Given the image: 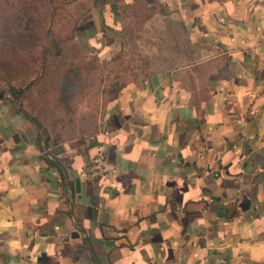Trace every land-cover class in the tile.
Here are the masks:
<instances>
[{
	"label": "crops",
	"instance_id": "1",
	"mask_svg": "<svg viewBox=\"0 0 264 264\" xmlns=\"http://www.w3.org/2000/svg\"><path fill=\"white\" fill-rule=\"evenodd\" d=\"M133 9L179 17L200 58L124 86L92 146L49 145L0 93V264H264V0L90 16L116 32Z\"/></svg>",
	"mask_w": 264,
	"mask_h": 264
},
{
	"label": "rangeland",
	"instance_id": "2",
	"mask_svg": "<svg viewBox=\"0 0 264 264\" xmlns=\"http://www.w3.org/2000/svg\"><path fill=\"white\" fill-rule=\"evenodd\" d=\"M92 5L93 0H0V87L34 79L20 102L40 121L41 126L35 122L42 133V126L50 132L55 126L64 127V138L91 135L123 86L183 67L182 61L192 56L179 17L138 15L133 9L123 17L120 30L101 27L102 35L92 23ZM76 25L81 29L77 39ZM50 30L60 42L61 58L42 56ZM95 42L101 44L94 47ZM61 61L77 66L68 91L70 112L65 114L52 77Z\"/></svg>",
	"mask_w": 264,
	"mask_h": 264
},
{
	"label": "trees",
	"instance_id": "3",
	"mask_svg": "<svg viewBox=\"0 0 264 264\" xmlns=\"http://www.w3.org/2000/svg\"><path fill=\"white\" fill-rule=\"evenodd\" d=\"M106 2H107V0H93L92 7L96 6L98 4H104ZM87 13L81 14L79 16L80 18L78 20L81 21V18L85 17L87 15ZM156 17H158V18H170L171 16L159 13ZM180 26H181V31H184V33L186 35V31L183 28L181 23H180ZM122 27H123V24H122ZM80 31H81V29H78V26H77V28L75 27V29H74L75 39H77V33ZM48 33H49V36L47 35L46 41H44L43 44L41 45L42 52H43L42 53L43 58L46 59L47 55L51 59L52 58H54V59L61 58L63 55H62V48L59 46L60 42H58L56 39L53 38V36H51V34H52L51 30L48 31ZM101 34L103 35V30H102ZM186 46L193 49L192 56L189 57L188 61H190V62L197 61L200 58L199 50L197 48H193V47L189 46V42L187 40V37H186ZM114 58H115V55H112V58L110 61L113 62ZM188 61L187 62L182 61V65L186 66V65L190 64V63H188ZM60 65L61 66L56 67V69H55L56 74H54V76H52V77H53V79H55V83L57 84V89H55L57 100H58V102H60L62 104L61 106L64 108V110H62V112L65 114V113L70 112L69 111L70 110L69 103L67 102L69 100V98H68L69 92L68 91H69L70 79H71L72 75L76 74L77 66L74 65V63H72V62H66V61H61ZM177 69H178V66L176 68H172L171 70H168L166 72L169 73V72L177 70ZM166 72H164V73H166ZM150 77H147L146 80L149 79ZM32 80H34V79H31L29 83L28 82L25 84L21 83L19 86L13 85L12 82H10L9 85H7L6 87H4V88L0 87V93L1 94H8L12 97H16L21 102H23L24 94H26L27 91L30 89V85H31ZM14 81H15V79H14ZM132 83H135V82H132ZM117 96H116V98H117ZM28 115L41 126L40 121L36 117L32 116L30 113H28ZM58 120H59V122L62 121L61 119H58ZM55 123H58L57 119L54 121V124ZM42 129L44 130L47 143L51 146L57 145L59 143L65 142V141L74 140V139L82 141L85 144H89V146H92V145L96 144V134L99 132V125H98L96 131L93 132L91 135L86 136L83 134H75L74 136H71L69 138L62 137V133L64 132V127H60V129H57L54 126V129H52L54 131H52V132L47 131V129H45L44 126H42Z\"/></svg>",
	"mask_w": 264,
	"mask_h": 264
},
{
	"label": "water",
	"instance_id": "4",
	"mask_svg": "<svg viewBox=\"0 0 264 264\" xmlns=\"http://www.w3.org/2000/svg\"><path fill=\"white\" fill-rule=\"evenodd\" d=\"M0 97H4L3 95H0ZM35 122V121H34ZM36 123V122H35ZM37 125V124H36Z\"/></svg>",
	"mask_w": 264,
	"mask_h": 264
}]
</instances>
